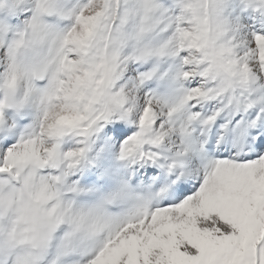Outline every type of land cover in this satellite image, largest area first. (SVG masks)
I'll return each instance as SVG.
<instances>
[{
    "label": "snow or ice",
    "instance_id": "snow-or-ice-1",
    "mask_svg": "<svg viewBox=\"0 0 264 264\" xmlns=\"http://www.w3.org/2000/svg\"><path fill=\"white\" fill-rule=\"evenodd\" d=\"M0 264H264V0H0Z\"/></svg>",
    "mask_w": 264,
    "mask_h": 264
}]
</instances>
